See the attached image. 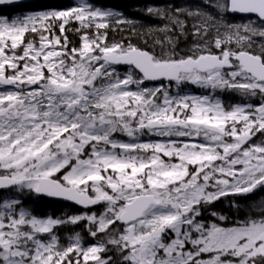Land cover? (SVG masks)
<instances>
[{"label": "snow or ice", "instance_id": "snow-or-ice-1", "mask_svg": "<svg viewBox=\"0 0 264 264\" xmlns=\"http://www.w3.org/2000/svg\"><path fill=\"white\" fill-rule=\"evenodd\" d=\"M133 8L0 0V264H264V0Z\"/></svg>", "mask_w": 264, "mask_h": 264}, {"label": "trees", "instance_id": "trees-1", "mask_svg": "<svg viewBox=\"0 0 264 264\" xmlns=\"http://www.w3.org/2000/svg\"><path fill=\"white\" fill-rule=\"evenodd\" d=\"M103 3L108 4L111 6L112 4H117L122 10H126L129 15L135 16L136 12L139 11L138 8H133L134 4L137 2H143V0H102ZM158 3H164L167 2V0H157ZM180 2H188V3H200L199 1H193V0H180ZM162 23L161 21L154 19V18H147L145 20H137L136 21V30L133 32L130 36L132 41L136 44H138L140 47H150L153 42L157 39L163 38V33L155 31V26L157 24ZM144 26V27H142ZM149 28L152 30L149 31ZM120 35H123L125 37L129 36V30L126 29L124 33H121L117 35V38L120 37ZM147 41V44L145 43ZM190 42V41H189ZM189 42H181L180 47L185 48L186 43ZM184 44V45H183ZM157 50H159L157 48ZM186 91L193 92V93H199L200 89H197L191 85H187L185 87ZM175 91V89H173ZM221 97L226 104H235L242 102V98L237 95L236 93H223L221 94ZM229 100H232L231 102ZM254 197V201H259L260 199H264V192H258L252 194ZM237 199H242L237 197ZM30 207H36L35 205H32ZM39 208L42 210L43 215L45 216H66V215H72L75 214L77 209L65 204L60 203H54L51 201H48L45 199V202L39 205ZM222 209L228 208L227 200L221 205ZM225 214H227L225 212ZM71 229H75L76 231H80L82 234L86 231V229H81L79 225H67V226H61L57 229L58 235L60 236L61 241L67 242L70 235H74V233L71 231ZM89 240H91L90 237H88Z\"/></svg>", "mask_w": 264, "mask_h": 264}, {"label": "water", "instance_id": "water-1", "mask_svg": "<svg viewBox=\"0 0 264 264\" xmlns=\"http://www.w3.org/2000/svg\"><path fill=\"white\" fill-rule=\"evenodd\" d=\"M34 2H36V0H34ZM45 199L50 200V201H53V202L65 203L66 204V202H63V201L53 200V199H50V198H45ZM73 207H75V206H73Z\"/></svg>", "mask_w": 264, "mask_h": 264}, {"label": "rangeland", "instance_id": "rangeland-1", "mask_svg": "<svg viewBox=\"0 0 264 264\" xmlns=\"http://www.w3.org/2000/svg\"><path fill=\"white\" fill-rule=\"evenodd\" d=\"M189 86V85H188ZM192 86V85H191ZM194 87V86H193ZM223 93H228V92H223ZM223 93H218V95H220L221 96V94H223ZM232 93V92H231ZM230 102L232 101V100H229Z\"/></svg>", "mask_w": 264, "mask_h": 264}, {"label": "bare ground", "instance_id": "bare-ground-1", "mask_svg": "<svg viewBox=\"0 0 264 264\" xmlns=\"http://www.w3.org/2000/svg\"><path fill=\"white\" fill-rule=\"evenodd\" d=\"M184 45V44H183ZM183 48V47H182Z\"/></svg>", "mask_w": 264, "mask_h": 264}]
</instances>
